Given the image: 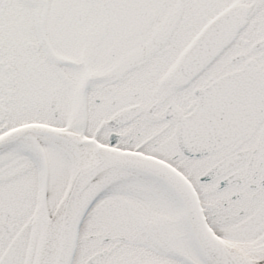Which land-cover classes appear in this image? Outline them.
<instances>
[{"label": "snow or ice", "instance_id": "obj_1", "mask_svg": "<svg viewBox=\"0 0 264 264\" xmlns=\"http://www.w3.org/2000/svg\"><path fill=\"white\" fill-rule=\"evenodd\" d=\"M0 264H264V0H0Z\"/></svg>", "mask_w": 264, "mask_h": 264}]
</instances>
